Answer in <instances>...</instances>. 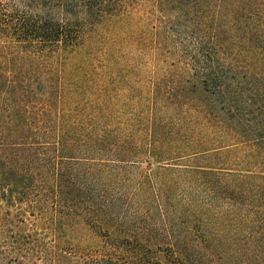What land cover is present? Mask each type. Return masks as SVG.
<instances>
[{
  "label": "trees",
  "instance_id": "obj_1",
  "mask_svg": "<svg viewBox=\"0 0 264 264\" xmlns=\"http://www.w3.org/2000/svg\"><path fill=\"white\" fill-rule=\"evenodd\" d=\"M123 2L0 0V127L14 130L13 141L0 131V191L26 189L31 172L16 171L34 146L61 149L62 196L93 190L65 165L175 162L227 203L222 228H236L241 242H264V0H169L173 33L150 41L139 84L132 75L133 86L113 88L107 70L92 76L90 35L124 15ZM132 43L127 69L147 46ZM136 86L140 97L131 98ZM185 160L216 167L182 168ZM226 163L235 168H220ZM148 253L113 246L99 256L103 264H158ZM178 264H191L180 250Z\"/></svg>",
  "mask_w": 264,
  "mask_h": 264
},
{
  "label": "rangeland",
  "instance_id": "obj_2",
  "mask_svg": "<svg viewBox=\"0 0 264 264\" xmlns=\"http://www.w3.org/2000/svg\"><path fill=\"white\" fill-rule=\"evenodd\" d=\"M119 10L124 15L103 21L90 35V48L95 51L92 76L107 70L113 88L133 86L132 75L139 84L146 75L142 70L148 69L144 65L150 41L172 34L177 24L169 0H124ZM73 16L55 14L58 19ZM120 32L125 34L122 40H127L123 44L116 40ZM130 38L147 46L137 59L138 66L127 69L123 57L135 42H128ZM108 60L112 66L103 67ZM140 93L136 86L129 96L140 97ZM9 125L0 131L2 138L13 141ZM22 156L23 165L16 172H31L26 189L0 191V264H103L99 255L113 246L148 250L147 256L158 264H178L179 250L191 264H264V242H241L236 228H222L227 203L180 175L179 167L171 165L175 162L65 165L78 170L77 185L93 190L62 196L61 149L34 146ZM9 157L16 168V158ZM185 161L178 164L216 167L205 161ZM220 168L235 167L226 163ZM182 232L190 234L191 242H181Z\"/></svg>",
  "mask_w": 264,
  "mask_h": 264
}]
</instances>
